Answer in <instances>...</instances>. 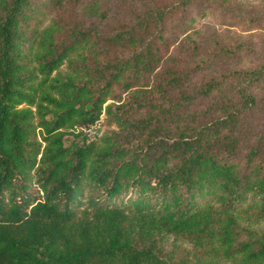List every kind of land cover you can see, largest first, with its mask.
Returning <instances> with one entry per match:
<instances>
[{
    "label": "trees",
    "instance_id": "16d2710c",
    "mask_svg": "<svg viewBox=\"0 0 264 264\" xmlns=\"http://www.w3.org/2000/svg\"><path fill=\"white\" fill-rule=\"evenodd\" d=\"M32 11L0 0V264H170L158 255L167 235L192 246L193 264H264L257 169L204 149L201 132L132 145L82 132L148 64L135 47L102 63L107 43H136L135 25L102 36L51 20L27 34ZM109 124L127 129L119 115Z\"/></svg>",
    "mask_w": 264,
    "mask_h": 264
},
{
    "label": "rangeland",
    "instance_id": "374dc122",
    "mask_svg": "<svg viewBox=\"0 0 264 264\" xmlns=\"http://www.w3.org/2000/svg\"><path fill=\"white\" fill-rule=\"evenodd\" d=\"M29 1L27 34L51 20L81 23L102 36L135 25L136 43H107L102 63H115L135 47L148 64L135 77L126 75L128 84L114 86L104 103L112 107L109 116L101 113L89 131L82 128L88 141L109 130L126 145L201 132L204 149L264 175V0ZM144 18L147 26L137 24ZM114 115L127 129L109 124ZM138 118L148 127L142 134L132 130ZM256 228L264 230V222ZM160 247L158 255L170 264H193L198 257L171 235Z\"/></svg>",
    "mask_w": 264,
    "mask_h": 264
},
{
    "label": "built area",
    "instance_id": "2783aa9c",
    "mask_svg": "<svg viewBox=\"0 0 264 264\" xmlns=\"http://www.w3.org/2000/svg\"><path fill=\"white\" fill-rule=\"evenodd\" d=\"M92 128V125H88L86 129L89 131Z\"/></svg>",
    "mask_w": 264,
    "mask_h": 264
}]
</instances>
